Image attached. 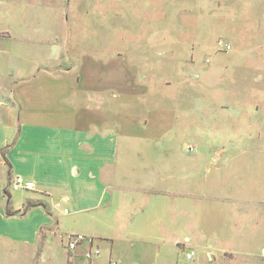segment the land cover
<instances>
[{
	"label": "crops",
	"instance_id": "crops-1",
	"mask_svg": "<svg viewBox=\"0 0 264 264\" xmlns=\"http://www.w3.org/2000/svg\"><path fill=\"white\" fill-rule=\"evenodd\" d=\"M216 2L205 9L228 42L264 30V0ZM121 4L111 0L112 15ZM67 8L0 0V264H264V124L256 115L249 135L236 131L239 90H219V129L210 138L202 116V142L189 150L177 115L147 109L148 95L173 90L129 83L139 44L72 59ZM17 176L36 188L13 190ZM67 234L93 242L70 250Z\"/></svg>",
	"mask_w": 264,
	"mask_h": 264
},
{
	"label": "rangeland",
	"instance_id": "rangeland-1",
	"mask_svg": "<svg viewBox=\"0 0 264 264\" xmlns=\"http://www.w3.org/2000/svg\"><path fill=\"white\" fill-rule=\"evenodd\" d=\"M119 1L125 5L121 4L118 15H112L111 0H64L69 8L66 29L71 33L67 38L70 58L77 56L80 48L95 58L110 59L121 54L128 42L130 46L139 44L140 53L133 55L139 60L131 62L139 77L129 83L137 84L135 90H173L167 97L148 95L147 109L161 112L162 121H168L171 113L177 115L174 126L178 135L188 136L184 142L191 145L202 142L194 138L201 134L202 116L210 120V138L219 129L215 126L223 103L219 90H239L232 104L240 106V112L232 111L242 120L236 131L249 135V122L256 115L257 124H264V30L251 27L248 33L254 36L247 38L251 43L240 46L238 39L230 43L223 37L218 16L205 9L206 5H217L216 0ZM258 17L252 15L247 28L257 24ZM219 40L231 44L232 49H219ZM113 87L109 90H121L122 85ZM156 103L161 106L156 108ZM256 103L260 107L256 108Z\"/></svg>",
	"mask_w": 264,
	"mask_h": 264
},
{
	"label": "built area",
	"instance_id": "built-area-1",
	"mask_svg": "<svg viewBox=\"0 0 264 264\" xmlns=\"http://www.w3.org/2000/svg\"><path fill=\"white\" fill-rule=\"evenodd\" d=\"M218 48L225 50V51H229L232 49V45L223 41V40H219L218 41ZM196 148L195 145H188V149L189 150H194ZM11 187L13 190L15 191H19V190H33L36 188V183L34 181L31 180H26L24 177L22 176H17L16 178H14V180L11 182ZM67 245L69 247L70 250H74L77 245L81 242L84 241H89V242H93V238H89L86 237L82 234H67L65 236ZM101 253V249L99 247H95L94 249H90L89 252H87L86 257L89 260H92L96 257H98ZM196 255V252L191 250L189 252L186 253V258L188 260H192L194 259ZM110 264H118L117 261H111Z\"/></svg>",
	"mask_w": 264,
	"mask_h": 264
}]
</instances>
